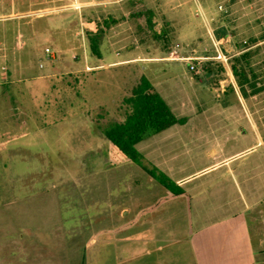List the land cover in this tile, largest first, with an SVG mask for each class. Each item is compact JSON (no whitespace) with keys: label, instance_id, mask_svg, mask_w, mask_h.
<instances>
[{"label":"rangeland","instance_id":"obj_1","mask_svg":"<svg viewBox=\"0 0 264 264\" xmlns=\"http://www.w3.org/2000/svg\"><path fill=\"white\" fill-rule=\"evenodd\" d=\"M140 7H155L151 30L145 15L131 16ZM122 13L129 27L119 41ZM81 21L104 29L101 57ZM164 21L166 37H154ZM262 29L264 0H0V264H121L119 243L130 251L125 263L148 264L157 257L145 243L131 256L147 225L123 229L141 213L169 214L172 245L186 244L184 210L161 204L173 184L131 160L112 162L102 128L124 118L123 98L143 74L186 118L167 130L174 176L213 161L214 148L252 146L247 160L263 165L264 89L244 97L229 67L234 39ZM154 139L136 144L149 168L169 156L152 149Z\"/></svg>","mask_w":264,"mask_h":264},{"label":"crops","instance_id":"obj_2","mask_svg":"<svg viewBox=\"0 0 264 264\" xmlns=\"http://www.w3.org/2000/svg\"><path fill=\"white\" fill-rule=\"evenodd\" d=\"M134 1L140 0H130ZM119 8H123L121 3ZM127 17L128 14H119V41L128 36L121 32L129 27ZM81 24L92 28L95 23L81 21ZM123 62H131V58L119 59V65ZM171 126L148 138H156L152 140L154 151L169 154L156 162L154 167L174 181L175 190L180 192L177 195L166 193L167 199L161 204L168 203L176 209L184 210L186 244L172 245L170 235L173 231L164 229L169 214L157 215L152 211L154 215H147L148 218L142 213L137 214L130 222L123 224V229L128 224L133 227L143 224L147 225L148 234L143 238H138L139 235L133 237L135 246L131 251L132 259L140 254L136 251V244L145 243L141 248L151 254L155 251L157 257H149L148 264H173L174 261L175 264H264V164L247 160L253 150L252 146L222 151L221 154L214 148L211 153L213 161L174 176L169 165L177 159V154L171 152L172 148H167L173 144V132L167 131ZM158 134L160 136L156 137ZM215 144L212 142L211 145ZM124 245L119 243V258H123L121 264H127L124 258L130 252L123 253L127 249Z\"/></svg>","mask_w":264,"mask_h":264},{"label":"trees","instance_id":"obj_3","mask_svg":"<svg viewBox=\"0 0 264 264\" xmlns=\"http://www.w3.org/2000/svg\"><path fill=\"white\" fill-rule=\"evenodd\" d=\"M234 1L236 0H231V2ZM218 7L223 9L221 4ZM142 15H145L146 25L151 30L154 25L152 21L154 10L148 7H140L131 13V16L135 17ZM112 21L114 20H104L102 27H108L109 22ZM93 22L95 24L86 30V36L90 51L101 57L99 44L104 29L99 22ZM166 24L167 22L162 25L160 31H153L152 35L156 38L166 37L168 33ZM262 41L264 42V29L258 34L249 33L246 38L236 37L234 39V46L238 51L230 57L229 67L235 83L244 97L264 89V60L258 61L260 50L264 45V43L261 45L260 42ZM166 50H169L168 47ZM205 73L209 74L210 69H207ZM232 86L230 85V87ZM123 101L127 105L124 118L120 121H112L102 128L110 144V159L114 163L131 160L139 164L167 188H169L170 183L175 187L174 181L163 172L157 170L158 173H155V167L149 168L142 163V155L136 149V144L177 122H184V118L176 117L173 114L167 102L143 74L140 75L138 81L131 88L130 94L124 97ZM179 193V190L174 189L171 195Z\"/></svg>","mask_w":264,"mask_h":264},{"label":"built area","instance_id":"obj_4","mask_svg":"<svg viewBox=\"0 0 264 264\" xmlns=\"http://www.w3.org/2000/svg\"><path fill=\"white\" fill-rule=\"evenodd\" d=\"M44 55H45L46 59H52L54 56L53 50H51L49 47H45L44 48ZM217 56L219 57L220 53H217ZM198 65H199V62H190L188 65V69L192 72L197 73L198 72V69H197ZM39 66H42V64L39 63Z\"/></svg>","mask_w":264,"mask_h":264}]
</instances>
